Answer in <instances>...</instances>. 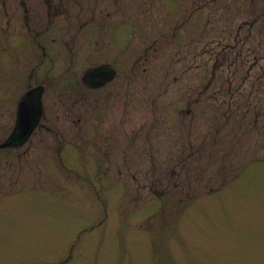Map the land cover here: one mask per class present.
I'll use <instances>...</instances> for the list:
<instances>
[{
    "label": "rangeland",
    "instance_id": "rangeland-1",
    "mask_svg": "<svg viewBox=\"0 0 264 264\" xmlns=\"http://www.w3.org/2000/svg\"><path fill=\"white\" fill-rule=\"evenodd\" d=\"M0 38V143L45 86L0 264H264V0H0Z\"/></svg>",
    "mask_w": 264,
    "mask_h": 264
},
{
    "label": "water",
    "instance_id": "water-1",
    "mask_svg": "<svg viewBox=\"0 0 264 264\" xmlns=\"http://www.w3.org/2000/svg\"><path fill=\"white\" fill-rule=\"evenodd\" d=\"M103 68V69H102ZM104 66L103 67H98L92 71H90L85 77L87 78V82L90 79V76L92 78V80H97L99 79V76L96 75L98 74L99 70H103V76L100 79L99 84L92 82L91 85L92 86H98L103 84V82L105 80H109L112 77L115 76V70L114 69H110V68H106L104 70ZM100 74V73H99ZM43 92V86L34 88L32 90H30L25 99H23L20 102V106H19V112H18V127L19 130L21 131V134H17L15 135L17 137L16 140H21V142H24L28 139V137L30 136V134L32 133V131L34 130L35 126L37 125L38 119L41 115V95ZM13 138V137H12ZM11 138V139H12ZM10 142L7 141L5 142L4 145L9 144Z\"/></svg>",
    "mask_w": 264,
    "mask_h": 264
},
{
    "label": "flooded vegetation",
    "instance_id": "flooded-vegetation-1",
    "mask_svg": "<svg viewBox=\"0 0 264 264\" xmlns=\"http://www.w3.org/2000/svg\"><path fill=\"white\" fill-rule=\"evenodd\" d=\"M5 40V39H4ZM4 40H3V42H4ZM2 40H1V38H0V49H1V46H5V44L4 45H2ZM99 76V78H101L100 77V75H98ZM44 91H45V89L43 90V94H44ZM27 92H28V90H27ZM43 94H42V96H43ZM43 114H44V112H42ZM43 114L41 115V117H40V120H39V122H38V124H37V126H36V129L35 130H37V128L41 125V119H42V117H43ZM15 125H16V123H15ZM14 130V131H13ZM13 130H12V132H11V134L10 135H19L20 134V130H18L17 131V129H16V127L14 126V128H13ZM35 130H34V132H35ZM17 131V132H16ZM33 134V133H32ZM32 136V135H31ZM17 139V137L16 136H14V138H13V140H14V142H12V143H15L16 142V139ZM10 140V139H9ZM12 140V141H13ZM11 142V141H10ZM0 147H16V145L15 144H10V146H5V145H2V143H0Z\"/></svg>",
    "mask_w": 264,
    "mask_h": 264
}]
</instances>
